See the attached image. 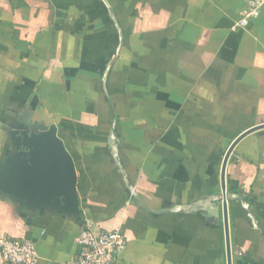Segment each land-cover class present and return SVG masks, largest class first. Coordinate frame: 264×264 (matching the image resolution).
<instances>
[{"label":"crops","instance_id":"crops-1","mask_svg":"<svg viewBox=\"0 0 264 264\" xmlns=\"http://www.w3.org/2000/svg\"><path fill=\"white\" fill-rule=\"evenodd\" d=\"M0 0V168L21 131L56 127L77 212L0 191V236L66 264L86 225L120 229L119 264H227L220 169L264 123V4ZM231 264H264V128L225 168ZM0 264H6L0 255Z\"/></svg>","mask_w":264,"mask_h":264},{"label":"water","instance_id":"water-1","mask_svg":"<svg viewBox=\"0 0 264 264\" xmlns=\"http://www.w3.org/2000/svg\"><path fill=\"white\" fill-rule=\"evenodd\" d=\"M264 128V123L240 133L227 148L220 169L223 227L227 264H231L227 214L225 168L234 146L245 136ZM20 161L0 168V191L26 202L53 200L77 212L76 173L56 127L50 125L37 131H21L18 137Z\"/></svg>","mask_w":264,"mask_h":264},{"label":"built area","instance_id":"built-area-1","mask_svg":"<svg viewBox=\"0 0 264 264\" xmlns=\"http://www.w3.org/2000/svg\"><path fill=\"white\" fill-rule=\"evenodd\" d=\"M264 0H246L241 17L235 23L243 28L252 18L258 17ZM76 256L66 264H119V255L126 246L120 229L95 231L86 225L75 237ZM0 255L6 264H38L34 243L0 236Z\"/></svg>","mask_w":264,"mask_h":264}]
</instances>
